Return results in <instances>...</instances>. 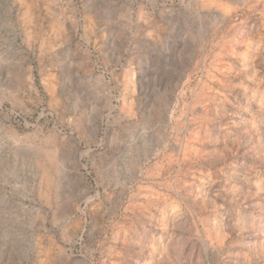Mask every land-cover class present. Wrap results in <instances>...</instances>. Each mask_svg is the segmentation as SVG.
Returning a JSON list of instances; mask_svg holds the SVG:
<instances>
[{
    "label": "rangeland",
    "instance_id": "1",
    "mask_svg": "<svg viewBox=\"0 0 264 264\" xmlns=\"http://www.w3.org/2000/svg\"><path fill=\"white\" fill-rule=\"evenodd\" d=\"M0 264H264V0H0Z\"/></svg>",
    "mask_w": 264,
    "mask_h": 264
}]
</instances>
